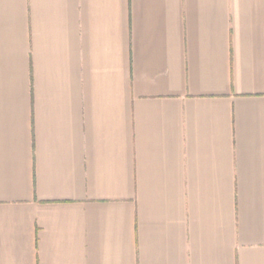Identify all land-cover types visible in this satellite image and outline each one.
<instances>
[{
    "label": "crops",
    "instance_id": "0c3cea01",
    "mask_svg": "<svg viewBox=\"0 0 264 264\" xmlns=\"http://www.w3.org/2000/svg\"><path fill=\"white\" fill-rule=\"evenodd\" d=\"M0 264H264V0H0Z\"/></svg>",
    "mask_w": 264,
    "mask_h": 264
}]
</instances>
